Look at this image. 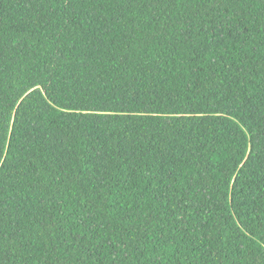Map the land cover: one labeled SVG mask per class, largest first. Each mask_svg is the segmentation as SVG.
Listing matches in <instances>:
<instances>
[{
  "label": "trees",
  "instance_id": "trees-1",
  "mask_svg": "<svg viewBox=\"0 0 264 264\" xmlns=\"http://www.w3.org/2000/svg\"><path fill=\"white\" fill-rule=\"evenodd\" d=\"M0 264H264V0H0Z\"/></svg>",
  "mask_w": 264,
  "mask_h": 264
}]
</instances>
